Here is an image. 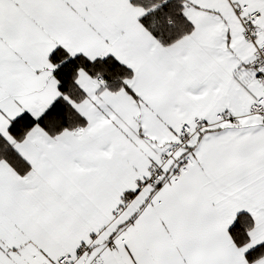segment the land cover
Here are the masks:
<instances>
[{
    "label": "snow or ice",
    "instance_id": "6c2138e0",
    "mask_svg": "<svg viewBox=\"0 0 264 264\" xmlns=\"http://www.w3.org/2000/svg\"><path fill=\"white\" fill-rule=\"evenodd\" d=\"M0 264H264V0H0Z\"/></svg>",
    "mask_w": 264,
    "mask_h": 264
}]
</instances>
